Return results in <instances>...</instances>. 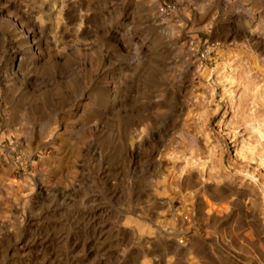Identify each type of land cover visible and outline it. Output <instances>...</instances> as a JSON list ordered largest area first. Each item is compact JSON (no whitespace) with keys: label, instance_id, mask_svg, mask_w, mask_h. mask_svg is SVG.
<instances>
[{"label":"rangeland","instance_id":"obj_1","mask_svg":"<svg viewBox=\"0 0 264 264\" xmlns=\"http://www.w3.org/2000/svg\"><path fill=\"white\" fill-rule=\"evenodd\" d=\"M252 31L264 0H0V264H264Z\"/></svg>","mask_w":264,"mask_h":264},{"label":"bare ground","instance_id":"obj_2","mask_svg":"<svg viewBox=\"0 0 264 264\" xmlns=\"http://www.w3.org/2000/svg\"><path fill=\"white\" fill-rule=\"evenodd\" d=\"M241 40L243 42L244 47H241L243 49V52L241 51V54L244 58L247 59V61L250 64V69L251 70H255L257 69L256 66V58H255V54L257 53V51L261 48H264V43L261 42V36H259L257 33H255L254 31H252L251 33H237L234 35V40ZM15 58V57H14ZM259 134L261 133L260 130L257 131ZM261 137L263 138L264 134H260ZM50 141V140H49ZM264 151V146L263 149ZM45 167V166H44ZM41 178V177H40ZM136 191V190H135ZM264 191V190H263ZM49 193V189L44 185V182L40 179V181H38L36 183V189L35 192L31 195L30 197V205L34 206L35 204H38V202L40 201L41 197H46ZM213 193V192H212ZM221 193V191H220ZM15 195V197H17L18 201H21V199L18 197V194L13 193ZM135 194V193H134ZM153 194V193H152ZM131 195V194H130ZM58 198H63L64 193L63 192H58L57 194ZM136 196L138 197V199H141L142 197H147L150 195L145 196L144 192H137ZM153 197V196H152ZM226 198V197H225ZM60 200V199H59ZM133 200V198H132ZM146 200V199H145ZM136 201V200H135ZM137 202V201H136ZM145 202V201H144ZM133 205V204H132ZM128 210V209H127ZM29 213V212H28ZM27 215V214H26ZM26 222H31L30 217H24ZM186 218V217H184ZM236 222V221H234ZM238 222V221H237ZM46 233V232H45ZM41 234V233H40ZM48 234V233H47ZM46 235V234H45ZM35 235L34 234H30L29 237L33 238ZM39 236V235H38ZM46 237V236H44ZM43 239V238H42ZM194 242V241H193ZM31 245V244H30ZM29 243L23 244L22 242H19L18 244H16V251L17 252H24V250L27 248V246H30ZM9 246V245H8ZM37 246V245H36ZM35 246V247H36ZM33 247V246H32ZM14 248V247H13ZM30 248V247H29ZM9 250V249H8ZM27 250V249H26ZM12 251V250H11ZM34 263V262H33ZM46 263V262H44ZM43 264V263H42Z\"/></svg>","mask_w":264,"mask_h":264},{"label":"crops","instance_id":"obj_3","mask_svg":"<svg viewBox=\"0 0 264 264\" xmlns=\"http://www.w3.org/2000/svg\"><path fill=\"white\" fill-rule=\"evenodd\" d=\"M207 229V228H206ZM203 230H205L204 228H203ZM209 230V229H208ZM200 242V240L198 239L197 241H196V245H197V243H199ZM205 251L204 250H202V252L201 253H204ZM258 262L261 264V260H258Z\"/></svg>","mask_w":264,"mask_h":264}]
</instances>
